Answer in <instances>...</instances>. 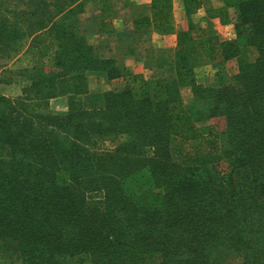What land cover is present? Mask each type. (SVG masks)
Listing matches in <instances>:
<instances>
[{
	"label": "trees",
	"instance_id": "16d2710c",
	"mask_svg": "<svg viewBox=\"0 0 264 264\" xmlns=\"http://www.w3.org/2000/svg\"><path fill=\"white\" fill-rule=\"evenodd\" d=\"M19 1L41 17L22 51L17 24L0 26L7 58L31 69L22 95H0V249L20 264H264V0H180L182 30L175 0H151L133 27L176 33L171 52L145 59L166 76L97 92L90 75L108 85L132 71L79 34L83 1ZM202 6L223 22L235 8V38L206 35L192 18ZM204 64L215 83L197 81ZM60 96L66 108L50 110ZM219 115L224 152L203 125ZM100 140L116 143L91 150Z\"/></svg>",
	"mask_w": 264,
	"mask_h": 264
},
{
	"label": "crops",
	"instance_id": "0c3cea01",
	"mask_svg": "<svg viewBox=\"0 0 264 264\" xmlns=\"http://www.w3.org/2000/svg\"><path fill=\"white\" fill-rule=\"evenodd\" d=\"M83 9L77 14V29L79 34L90 39L99 55L103 58H114L123 63L132 71L128 81L138 84L142 79H157L166 76L163 67L145 65L148 49L171 52L176 44V33L159 34L150 31L147 35L139 36L133 27V20L146 8L151 0H82ZM213 7L222 5L221 0L212 2ZM177 6V7H176ZM177 8V9H176ZM177 12V13H176ZM173 15L176 30L186 29L187 18L180 0L174 1ZM194 21L205 19L206 35H219L225 39L235 38L234 25L236 22L235 8L229 7L227 20L221 21L219 17H208L205 7L202 6L192 16ZM122 32L125 37L119 36ZM127 38V44L123 43ZM203 66L195 68L197 70ZM130 78V79H129ZM201 82L202 80H197ZM189 92V87L183 91ZM224 119L223 115L211 119Z\"/></svg>",
	"mask_w": 264,
	"mask_h": 264
},
{
	"label": "rangeland",
	"instance_id": "374dc122",
	"mask_svg": "<svg viewBox=\"0 0 264 264\" xmlns=\"http://www.w3.org/2000/svg\"><path fill=\"white\" fill-rule=\"evenodd\" d=\"M211 1L213 3L214 2L216 3V0H211ZM0 2H1L0 3V26L4 25V26L11 27L10 25L12 23L17 24L18 34H19V30H22V32H20L21 33L20 36L24 37L22 38V44H23V47L21 49L22 51L24 50V48L26 47L28 43H31V42L34 43L36 41L35 39L31 41L32 37L30 36L26 37L24 35L26 32L30 31L31 28L35 27L36 21L41 17V14H35V13L34 15H29V13L21 14L20 12H18L19 9L25 8L27 10L29 9V7L26 8V5H24V2L22 3L19 0H0ZM55 19L59 21L61 17L56 16ZM72 20H73V17H72ZM197 21L199 22L200 25L205 24L204 18L197 20ZM68 22H70V19L66 20V24ZM0 32H1V28H0ZM11 34H15V32H11ZM122 40H123V43L127 44L126 39H122ZM87 43H90L93 45V43H91L90 39L88 38H87ZM12 50H15V43L11 42V38H10V41L9 39H7V40H2L0 42V95H4L10 98H16L23 94L22 93L23 89L25 88L26 85L30 83L29 74H30L31 69L24 67V66L21 67L19 66L18 63L12 64L13 60L10 61L7 58L8 52ZM54 56L55 55L53 53L44 56L43 60L45 62V66L41 67L40 70L46 71L48 69L53 68L54 66L52 62H53ZM75 66H79V63H76ZM202 66L203 67L201 69L197 70L198 79L197 78L196 79L202 80L201 82L204 84L215 83L214 68L210 64H204ZM229 66L235 69L236 61L232 60L228 62L227 67ZM63 71L67 72V69L64 68ZM88 79H89V88L93 92L103 91L109 88L110 89L113 88L116 90L122 89L126 83L130 84L131 86L133 85V82L131 80L128 81V77L114 79L111 82H109L108 85H107L108 82L105 84H102L101 82H97V80H95V76L93 75H90ZM187 97H188L187 90L183 91V98L185 99V101H187ZM47 102L49 104V109L55 112L62 111L66 108L65 96H60V97H56L53 99H49L47 100ZM203 125L207 126L208 128L211 127V129L219 132L220 134L222 133L219 138L218 143L221 147V151L224 152L228 147L226 139L224 138V135H223L224 133L223 131L226 125L224 119L222 118V120L221 119L207 120L204 122ZM173 139L176 140V138L174 137ZM121 140L123 139H119V141ZM175 140H172V144L175 143ZM115 143L116 142H111L108 140H104V141L100 140V141H96L94 144H90L89 147L91 150H94V151H105L108 149H112L115 146ZM147 153L151 155L150 148H147ZM218 165L221 170H225L226 162L224 160H221ZM98 195L99 194H95V196L97 197ZM20 263H21V260L17 258L16 255L11 254V253H4L0 249V264H20Z\"/></svg>",
	"mask_w": 264,
	"mask_h": 264
}]
</instances>
